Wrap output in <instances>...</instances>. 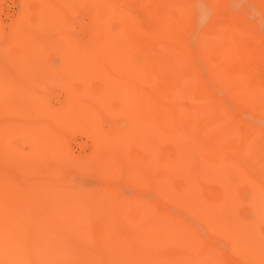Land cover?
I'll use <instances>...</instances> for the list:
<instances>
[{
	"label": "bare ground",
	"instance_id": "1",
	"mask_svg": "<svg viewBox=\"0 0 264 264\" xmlns=\"http://www.w3.org/2000/svg\"><path fill=\"white\" fill-rule=\"evenodd\" d=\"M125 1L76 7L95 31L73 63L93 58L111 80L53 79L58 107L0 87V264H264V0H137L141 14ZM114 91L123 106L105 102ZM34 108L69 129L85 119L91 154L50 163L57 147L31 131ZM72 170L99 171L105 186H69ZM122 177L148 179L151 196L112 183Z\"/></svg>",
	"mask_w": 264,
	"mask_h": 264
},
{
	"label": "rangeland",
	"instance_id": "2",
	"mask_svg": "<svg viewBox=\"0 0 264 264\" xmlns=\"http://www.w3.org/2000/svg\"><path fill=\"white\" fill-rule=\"evenodd\" d=\"M126 4L139 14L145 9L144 5L137 0H127ZM77 5H79V0H0V87L28 92L25 97L15 98L19 103L40 105L42 102L56 105V107L61 106V103H66L67 96L64 92L49 88L48 82L53 79L70 81L73 83L72 86L79 88L92 87L95 74L96 77L97 74H105L106 78L111 80V74L106 73L105 68L100 69L101 71L93 69V58L91 62L83 58L82 64L73 63L75 61L73 56L76 52L82 51L83 54L78 56H87L88 52H92L91 45H93L95 31L94 19L87 12H79ZM24 7H28L27 12L23 11ZM23 13L26 14L23 15ZM74 38H80L83 44L76 45ZM61 69L67 71L62 77L59 73ZM106 78L103 76V81ZM142 80L138 77L130 81L135 88L134 91L138 90L141 94L145 92ZM113 81L123 86L121 84H124L125 79L119 78ZM95 91L97 94L101 92L100 88L94 87L93 95ZM111 93L113 96L108 94L105 99L109 107L123 106L124 94L115 91ZM219 95L223 96L216 91L212 93V97L219 98ZM46 110L47 108L28 110V112L37 113L36 123L39 128L31 125V121L28 123L44 149H48L47 140L50 139H52L50 143H54L57 147L49 152L52 155L49 158L50 163H60L65 159L64 157L68 156L87 158L91 154L92 144L84 132L86 120H82L77 123L76 127L69 129L68 125L64 126L55 119L48 120L45 116ZM242 110L247 112L244 109H237V112L241 113ZM243 111L242 113L246 114ZM104 115V113L101 114L102 117ZM15 119L27 121L24 116L20 115L15 116ZM11 144V146L18 145L16 140H13ZM138 150V145L135 144L127 150L126 154L136 155L135 152ZM126 174L128 175V170ZM16 177H21V175ZM101 179L100 172L96 170L90 174L72 170L65 175V181L69 186L81 185L80 182H83L82 185H87V190L92 188L93 193L101 186H105ZM116 179L112 183L134 197L151 196L148 190V179L143 180L144 185L128 182L126 177ZM218 192L219 189H213L210 193L217 197Z\"/></svg>",
	"mask_w": 264,
	"mask_h": 264
}]
</instances>
